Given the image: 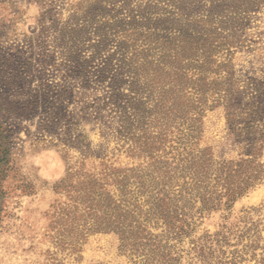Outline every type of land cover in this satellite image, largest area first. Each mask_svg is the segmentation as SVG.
<instances>
[{
	"label": "rangeland",
	"instance_id": "1",
	"mask_svg": "<svg viewBox=\"0 0 264 264\" xmlns=\"http://www.w3.org/2000/svg\"><path fill=\"white\" fill-rule=\"evenodd\" d=\"M261 260L264 0H0V264Z\"/></svg>",
	"mask_w": 264,
	"mask_h": 264
},
{
	"label": "trees",
	"instance_id": "2",
	"mask_svg": "<svg viewBox=\"0 0 264 264\" xmlns=\"http://www.w3.org/2000/svg\"><path fill=\"white\" fill-rule=\"evenodd\" d=\"M153 6H155V5H152V6H150V9L152 8L153 9ZM147 9V8H146ZM187 169H189L190 171L192 170L193 171V167H189V168H187ZM206 172V173H205ZM194 174H195V176H196V183H194V184H198L197 182V180H199L200 178L199 177H197V176H199V175H201V171H194ZM204 174V175H203ZM202 175V177H204V176H207L209 173H208V171H204V173H203ZM191 175V174H190ZM195 176H194V178L192 177V175H191V178L192 179H194L195 180ZM193 182V181H192ZM195 182V181H194ZM190 185V188H191V190L193 189V187H191V184L190 183H187L186 184V187L187 186H189ZM227 190V193L226 194H224V195H221V197H218V198H216V196H215V193H213V194H207L206 195V197H204V201H203V208L204 209H214V208H217V207H219V206H221V204L223 203L222 201H223V199H222V197H226V199H227V202L226 203H229V202H231L230 200L233 198V196H234V188H231L230 186L226 189ZM185 191H187V189L185 190ZM232 197V198H231ZM165 201V200H164ZM170 201V200H169ZM172 207H171V203H168V204H165L164 206H159V209H162L163 211H165V212H168L169 211V209H171ZM110 222H112L111 221V219H108V217H107V215L104 217V222H102V223H104V224H100L98 227H100V229H105V227H107V226H110L111 224H110ZM263 260H261V261H259V264H263Z\"/></svg>",
	"mask_w": 264,
	"mask_h": 264
}]
</instances>
